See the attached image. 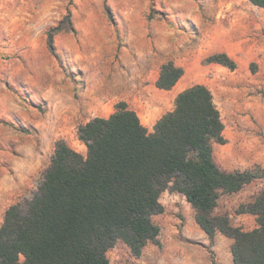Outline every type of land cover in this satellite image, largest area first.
Instances as JSON below:
<instances>
[{
  "label": "rangeland",
  "instance_id": "1",
  "mask_svg": "<svg viewBox=\"0 0 264 264\" xmlns=\"http://www.w3.org/2000/svg\"><path fill=\"white\" fill-rule=\"evenodd\" d=\"M68 10L74 32L65 24L67 31L53 34ZM241 19L254 30L264 23V9L250 0H0V227L10 206L38 193L58 140L83 146L86 156L79 128L109 118L120 102L130 103L143 123L172 111L175 101L157 87L163 64L183 67L189 86L211 88L205 60L215 54L217 30ZM228 155L215 144L220 163ZM263 189L260 179L223 197L216 213L228 214L245 231L257 228L254 216H238L236 210ZM175 204L178 210L168 216L181 219L176 226L183 240L206 247L218 263L212 247L227 253L233 240L218 234L215 245H203L205 233L193 209L184 201ZM163 216L154 218L162 232ZM108 257L113 264H138L123 243Z\"/></svg>",
  "mask_w": 264,
  "mask_h": 264
},
{
  "label": "trees",
  "instance_id": "2",
  "mask_svg": "<svg viewBox=\"0 0 264 264\" xmlns=\"http://www.w3.org/2000/svg\"><path fill=\"white\" fill-rule=\"evenodd\" d=\"M250 2L264 8V0ZM65 24L74 32L70 10L53 34L67 31ZM205 62L238 67L225 53ZM184 74L169 61L161 67L157 87L170 91ZM224 130L205 85L182 91L153 132L127 102H120L109 118L97 117L79 128L86 156L65 140L56 142L38 193L5 213L0 264H111L108 254L119 242L139 258L148 244L162 246L154 218L165 212L160 199L166 192L186 197L212 243L218 234L233 240L234 264H264V189L236 210L238 216H254L257 228L245 231L228 214L216 213L223 197L264 179L259 166L227 172L218 165L214 145L227 143Z\"/></svg>",
  "mask_w": 264,
  "mask_h": 264
},
{
  "label": "crops",
  "instance_id": "3",
  "mask_svg": "<svg viewBox=\"0 0 264 264\" xmlns=\"http://www.w3.org/2000/svg\"><path fill=\"white\" fill-rule=\"evenodd\" d=\"M245 22L248 21L241 19L230 23L227 28L218 29L216 33L215 54L229 55L237 63L236 70L216 63L209 64L213 78L212 86L208 88L212 91L214 101L221 112L225 124L224 137L227 140L226 144L217 145L224 146L229 151L223 163H220L216 156L215 159L227 172L244 171L252 168L253 164H259L264 169V23L257 24L254 30H249L246 29ZM239 25L243 28L237 31L235 27ZM184 77L185 74L172 90L161 91L167 92L169 98L175 101L182 91L193 87L189 86L190 81L183 80ZM160 118L143 124L149 132H153ZM72 148L81 153L83 146L80 145V149ZM177 201H184L191 207L183 195L171 192L162 195L160 202L165 207V212L161 215L167 217L166 228L160 235L163 247L156 245L159 249H155V244H148L139 258L134 257L138 264L146 261L169 264V259L178 261V264H214L206 247L202 249L201 245L191 244L189 237L183 240L176 226V222L181 219L168 216L169 212L172 215V212L178 210L175 204ZM204 236L202 244L205 246L215 245L218 240V235L214 243L206 233ZM232 244L233 241L227 253L220 251L218 246L212 247L218 260L215 264H234ZM150 253H154V256L150 257Z\"/></svg>",
  "mask_w": 264,
  "mask_h": 264
}]
</instances>
